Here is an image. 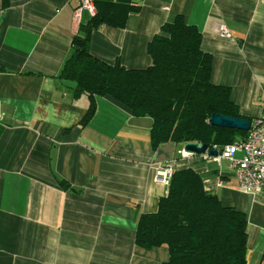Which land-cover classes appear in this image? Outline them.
Masks as SVG:
<instances>
[{"label": "crops", "instance_id": "crops-1", "mask_svg": "<svg viewBox=\"0 0 264 264\" xmlns=\"http://www.w3.org/2000/svg\"><path fill=\"white\" fill-rule=\"evenodd\" d=\"M8 2L0 0V264L168 261L167 247L136 244L140 215L156 212L168 193L158 181L163 166L192 168L205 190L245 213L248 264H264V194L241 191L229 160L185 155L174 142L155 148L152 119L136 118L111 96L96 97L94 115L80 126L90 100L75 99L73 84L59 78L80 25L93 16L83 11L76 20L79 0ZM134 2L141 10L124 28L93 32L95 57L145 69L153 37L184 17L213 56V82L231 87L243 116L264 118V0Z\"/></svg>", "mask_w": 264, "mask_h": 264}, {"label": "trees", "instance_id": "trees-1", "mask_svg": "<svg viewBox=\"0 0 264 264\" xmlns=\"http://www.w3.org/2000/svg\"><path fill=\"white\" fill-rule=\"evenodd\" d=\"M96 14L81 24L72 52L59 78L73 84V95L90 100L80 126H87L96 110V97L111 96L136 118L152 119L151 140L160 144L200 143L225 147L246 139L248 132L214 127L213 114L252 121L231 99V87L212 80L213 56L202 49V33L184 17L164 24L148 44L153 63L128 69L120 61L107 63L91 52V38L104 26L124 28L141 6L134 0H93ZM9 5L3 0V7ZM71 188L65 181L60 183ZM168 193L154 213L141 214L136 244L144 249L167 247L163 264H248L249 236L245 213L223 205L205 190L203 178L192 168L177 170Z\"/></svg>", "mask_w": 264, "mask_h": 264}, {"label": "built area", "instance_id": "built-area-1", "mask_svg": "<svg viewBox=\"0 0 264 264\" xmlns=\"http://www.w3.org/2000/svg\"><path fill=\"white\" fill-rule=\"evenodd\" d=\"M83 11L95 15L96 8L93 0H79V6L74 13L78 22L81 20ZM220 33L224 38L231 37V33L226 29L220 30ZM0 126H4L1 116ZM213 149L217 151L216 156L205 153L202 157L218 163L229 160L241 191L253 196L264 194V118L259 117L252 120L245 140L225 147L214 146ZM237 153H241L242 156L237 157ZM174 172L171 166H163L158 181L169 186Z\"/></svg>", "mask_w": 264, "mask_h": 264}, {"label": "water", "instance_id": "water-1", "mask_svg": "<svg viewBox=\"0 0 264 264\" xmlns=\"http://www.w3.org/2000/svg\"><path fill=\"white\" fill-rule=\"evenodd\" d=\"M210 123L214 127L248 132L251 128L252 121L244 118L213 114L210 118ZM184 153L189 155H204L205 153H208L211 156L217 155L215 149H210L206 144L200 143H186L184 145Z\"/></svg>", "mask_w": 264, "mask_h": 264}]
</instances>
